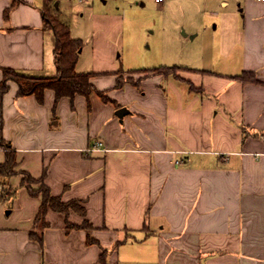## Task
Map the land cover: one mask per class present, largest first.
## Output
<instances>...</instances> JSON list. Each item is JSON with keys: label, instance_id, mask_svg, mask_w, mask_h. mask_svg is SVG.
<instances>
[{"label": "crops", "instance_id": "0c3cea01", "mask_svg": "<svg viewBox=\"0 0 264 264\" xmlns=\"http://www.w3.org/2000/svg\"><path fill=\"white\" fill-rule=\"evenodd\" d=\"M43 2L0 0V79L3 68L55 74ZM155 2L170 6L174 38L188 42L165 47L159 65L192 71L176 78L141 71L155 66L124 68L108 41L123 23L112 13L95 18L107 46L96 41L91 54L92 82L105 99L55 102L46 89L39 103L9 82L0 141L14 150L18 170L43 175L62 201L79 200L85 215L71 211L67 220L86 219L93 229L89 237L66 229L64 215L49 209L43 244L30 239L40 197L13 175L14 208L4 212L0 203V264H264V0ZM80 53L75 69L85 71ZM119 69L141 78L122 81ZM242 71L259 82L231 77Z\"/></svg>", "mask_w": 264, "mask_h": 264}, {"label": "trees", "instance_id": "16d2710c", "mask_svg": "<svg viewBox=\"0 0 264 264\" xmlns=\"http://www.w3.org/2000/svg\"><path fill=\"white\" fill-rule=\"evenodd\" d=\"M51 1L44 0L41 16L43 29L50 30L54 37L53 55L56 72L53 75H38L13 68H3L0 79V111L2 97L8 90L10 81L16 83V94L18 96L33 94L39 103H42L46 89L53 91L55 102L61 97L73 98L75 95H82L88 99L94 93L102 98L105 97L104 93L106 91L97 90L92 82V77L95 75V72L77 71L75 69L83 41L80 38L71 36L68 24L57 16L55 7L52 6ZM9 11L10 8L5 9V18H7ZM178 69L193 70L189 67L173 64L159 65L148 69H141V71L162 74L164 76L171 74L179 78L174 74ZM231 77L242 82H259L254 71H242L240 74L232 75ZM131 83L136 84L135 82ZM187 84L190 90L200 91L191 82L187 81ZM0 147L4 151V160L0 162V187L3 186L0 189V200L4 201L15 196L17 187L10 185L7 179L16 174L21 175L20 186H24L31 196L40 197V203L33 218L32 228L28 231L29 238L37 241L40 245L43 244V230L49 225L45 216L49 209L64 215L66 229H82L89 237V230L93 229V226L88 220L83 219L80 224L70 223L67 220L68 214L71 211L81 216L85 215V207L81 202L77 199L62 201L59 196L53 195L48 185L44 182L43 175L35 178L25 170L17 169L15 152L7 141L5 142L1 139ZM31 183L38 184V187H32ZM104 253L105 251L100 254L101 263H104Z\"/></svg>", "mask_w": 264, "mask_h": 264}, {"label": "rangeland", "instance_id": "374dc122", "mask_svg": "<svg viewBox=\"0 0 264 264\" xmlns=\"http://www.w3.org/2000/svg\"><path fill=\"white\" fill-rule=\"evenodd\" d=\"M51 2L57 16L59 17L58 12H60L62 20L74 28V34L81 35L79 38L82 39L83 46L79 57L80 65L85 71L92 70L91 54L95 44L99 41L98 47L104 50L107 46L106 42L102 43L103 28L97 27L95 31L94 20L102 19L112 13H119L123 23L116 40L108 38V41L116 45L115 55L119 54V60L124 68L157 66L166 52L165 47L176 44L180 47L188 44L181 38H174L175 27L171 21L168 22L174 14L169 10L170 6L163 10L155 0H52ZM183 72L184 70L178 69L174 74L179 77ZM117 73L122 81L136 82L141 78L135 74V71L119 69ZM107 76L103 75V77ZM31 186L38 187V184L31 183ZM13 199L14 197L0 200L4 212L14 208Z\"/></svg>", "mask_w": 264, "mask_h": 264}, {"label": "water", "instance_id": "95a60500", "mask_svg": "<svg viewBox=\"0 0 264 264\" xmlns=\"http://www.w3.org/2000/svg\"><path fill=\"white\" fill-rule=\"evenodd\" d=\"M125 108L124 107H121V108H118L117 110H116V114L119 116V117H122L123 115H124V113H125Z\"/></svg>", "mask_w": 264, "mask_h": 264}, {"label": "built area", "instance_id": "2783aa9c", "mask_svg": "<svg viewBox=\"0 0 264 264\" xmlns=\"http://www.w3.org/2000/svg\"><path fill=\"white\" fill-rule=\"evenodd\" d=\"M156 1H161V0H156Z\"/></svg>", "mask_w": 264, "mask_h": 264}]
</instances>
